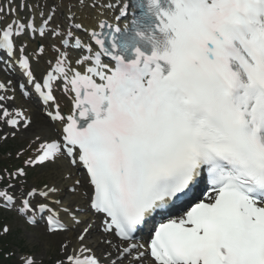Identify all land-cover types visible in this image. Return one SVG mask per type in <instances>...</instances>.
Segmentation results:
<instances>
[{"label": "snow or ice", "instance_id": "1", "mask_svg": "<svg viewBox=\"0 0 264 264\" xmlns=\"http://www.w3.org/2000/svg\"><path fill=\"white\" fill-rule=\"evenodd\" d=\"M11 2L7 13L0 5L8 20L0 21V52L19 59L54 131L13 179L58 165L68 175L62 187L32 188L19 202L8 184L0 211L27 227L43 221L45 237L81 227L79 250L68 254L61 241L55 264H102L86 255L94 225L76 219L80 208L70 203L81 192L85 214L125 245L108 264H264V0H136L140 14L123 28L104 20L90 27L67 4L63 14L52 4L37 13L41 23H22L18 12L36 9ZM37 31L36 55L43 60L50 51L54 61L42 69V83L23 44ZM0 122L31 127L3 103ZM80 167L83 181L72 172ZM145 230L149 239L133 243ZM10 232L0 225V239ZM16 264L42 261L21 252Z\"/></svg>", "mask_w": 264, "mask_h": 264}, {"label": "rangeland", "instance_id": "2", "mask_svg": "<svg viewBox=\"0 0 264 264\" xmlns=\"http://www.w3.org/2000/svg\"><path fill=\"white\" fill-rule=\"evenodd\" d=\"M19 2L42 8L43 5L47 3L52 5L54 0H14L13 8H16ZM4 3L5 0H2L1 4ZM18 13L20 18H26L29 15V12L26 13L25 10ZM32 125L25 130L21 129L22 125L20 124L21 130H8L7 132H3V130L0 128V151L3 150L2 152H4V154L0 157V175L2 177L8 176L9 178L11 172H13L16 167H23L25 160H29L33 158L35 154L39 153L38 149L40 143L43 140L42 137H40L38 140L37 137H33L31 133L26 135V133H29V130L32 128ZM47 126L50 128L49 125ZM14 132L15 134H13ZM2 164H6L7 166L2 167ZM64 166L58 165V167L62 168H58L57 166H49L28 169L27 177L19 178L17 180V186L12 190L16 193H23L24 190H28L30 187L41 190L46 184L49 186L62 187L64 184L62 179V173L65 171L63 169ZM65 199L67 198L65 197ZM70 203L73 206V202L70 201ZM0 225H6L11 229V232L1 239L2 241L3 239L9 240L8 242L4 240V242L7 243L6 247H9L8 249L10 252H15L17 256L21 252H34L38 261H42V264H55V261L60 258L61 254L59 252V245L61 241L69 244L68 254H71L74 247H71V242L67 237L69 233L75 234V236L72 237V240L76 241V247L78 248V241L76 240V234L78 233L77 230H72L70 232L68 231L56 236L45 237L43 235L42 229L38 228L37 230V228L35 229L27 227L24 224V221L14 212L4 213L1 211ZM96 235L97 233H92L85 241V244L88 242V244L92 247V250L101 258L105 259V257H107L104 262L108 263L109 260H114L115 258H109L110 252L100 248V243L98 247H95L97 246L96 241H98L96 240ZM0 248L2 249V245ZM17 256H14L16 260Z\"/></svg>", "mask_w": 264, "mask_h": 264}, {"label": "bare ground", "instance_id": "3", "mask_svg": "<svg viewBox=\"0 0 264 264\" xmlns=\"http://www.w3.org/2000/svg\"><path fill=\"white\" fill-rule=\"evenodd\" d=\"M78 2L79 0H58L59 8H61L63 4L64 5L67 4V7L69 6V8L72 9V13L79 20H83L90 27H94L98 24V21L100 20H104L107 22L112 21V19L116 16L117 11L120 8L121 4L123 3V0H84L83 5L78 4ZM38 43L39 41H36V45ZM40 43H43V41H41ZM25 44L27 45V48L29 49H32L33 47H35V42H32L31 44L30 43L27 44L26 42ZM28 52L30 51L28 50ZM30 57H31V61L34 63L33 65L37 66L40 72L42 71V69L46 68L50 62L53 61L51 59L52 53L50 51L47 54V58L43 60H41L40 57L35 55V53H31V52H30ZM57 95L60 96V93L58 92ZM15 106H19L18 102H15ZM26 106L28 107L29 110H25L23 112L25 113L27 118L31 116L32 121H33V125L31 124L32 128L29 130V133H26V135L31 133L33 137L34 136L42 137L44 140L48 138L49 136L53 135L54 131L52 132L51 130H49L50 128L48 129L45 123L46 121L47 124H49V119L47 118L46 120L45 118L40 116L41 115L39 111L40 109H38L37 106L33 102L28 103L27 105H25V107ZM60 106L62 109L67 108L66 98L60 100ZM17 108L20 109V107H17ZM81 180L83 181V179ZM64 223L67 224V226L69 227L68 223L66 222ZM73 236H75V234L69 233L67 237L71 242V247H74V249H78L76 247V241L72 240Z\"/></svg>", "mask_w": 264, "mask_h": 264}, {"label": "trees", "instance_id": "4", "mask_svg": "<svg viewBox=\"0 0 264 264\" xmlns=\"http://www.w3.org/2000/svg\"><path fill=\"white\" fill-rule=\"evenodd\" d=\"M1 245V242H0ZM7 251L0 249V264H14L11 258H5L4 253Z\"/></svg>", "mask_w": 264, "mask_h": 264}]
</instances>
